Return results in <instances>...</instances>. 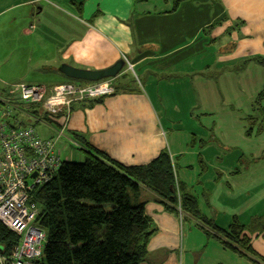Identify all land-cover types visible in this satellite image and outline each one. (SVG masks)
<instances>
[{
	"label": "crops",
	"instance_id": "1",
	"mask_svg": "<svg viewBox=\"0 0 264 264\" xmlns=\"http://www.w3.org/2000/svg\"><path fill=\"white\" fill-rule=\"evenodd\" d=\"M215 1L0 0V23L31 35L32 66L62 76L48 88L66 82L61 65L101 71L128 60L133 91L75 104L63 144L81 151L78 135L125 167L166 151L201 213L228 229L264 216V161L252 162L264 135L248 138L244 120L264 89V0ZM46 126L52 138L62 120ZM141 199L156 230L144 264H251L165 212L150 190ZM251 245L264 258V233Z\"/></svg>",
	"mask_w": 264,
	"mask_h": 264
},
{
	"label": "trees",
	"instance_id": "2",
	"mask_svg": "<svg viewBox=\"0 0 264 264\" xmlns=\"http://www.w3.org/2000/svg\"><path fill=\"white\" fill-rule=\"evenodd\" d=\"M256 62L264 67V58ZM73 82L87 83L66 78L65 83ZM134 83L128 74L116 78V94L132 92ZM251 103L253 115L244 119L246 136L257 138L264 135V89ZM31 116L42 115L33 107ZM73 139L84 152V161H64L55 177L33 193L41 209L36 224L47 236L40 264H144L156 230L145 213L142 188L153 192L168 214L184 224L193 221L209 241L240 260L264 264L251 245L254 236L264 233V216L253 218L249 225L234 220L228 229L219 228L201 213L191 190L177 181L166 151L149 165L125 167L90 149L78 135ZM17 242L18 237L0 223V250L9 256Z\"/></svg>",
	"mask_w": 264,
	"mask_h": 264
},
{
	"label": "built area",
	"instance_id": "3",
	"mask_svg": "<svg viewBox=\"0 0 264 264\" xmlns=\"http://www.w3.org/2000/svg\"><path fill=\"white\" fill-rule=\"evenodd\" d=\"M114 82H73L52 88L19 83L0 93V223L18 237L9 256L0 250V264H40L47 236L36 224L41 209L33 193L48 184L64 162L59 149L73 106L114 96ZM33 107L41 118L31 116ZM31 118L40 123L62 120V128L43 139L34 126L24 124Z\"/></svg>",
	"mask_w": 264,
	"mask_h": 264
},
{
	"label": "rangeland",
	"instance_id": "4",
	"mask_svg": "<svg viewBox=\"0 0 264 264\" xmlns=\"http://www.w3.org/2000/svg\"><path fill=\"white\" fill-rule=\"evenodd\" d=\"M211 2L213 5H217L215 0H211ZM17 28L20 27L16 25L15 28H12L11 25L0 23V93L9 86L19 83L48 86V84L55 83V81L51 80L53 76L62 78V76H57L58 73L56 75L51 74L47 67L31 65V35L25 34V31L22 33L21 30V34H17L19 33L15 32ZM26 29L30 31L29 25L26 26ZM127 74L129 77H133L137 83L139 82L135 71L130 69ZM23 122L26 125L34 126L41 138L52 135V131L49 129L51 125L47 127V123L44 120L40 123L31 118L24 119ZM63 143L60 145L59 152L64 161H84V154L81 151L66 142L65 144ZM262 161H264V153L257 162ZM243 168L246 169V165Z\"/></svg>",
	"mask_w": 264,
	"mask_h": 264
},
{
	"label": "water",
	"instance_id": "5",
	"mask_svg": "<svg viewBox=\"0 0 264 264\" xmlns=\"http://www.w3.org/2000/svg\"><path fill=\"white\" fill-rule=\"evenodd\" d=\"M125 67H126V62L123 59L118 61L114 66L101 71L78 69L64 64L60 66L59 72L63 76L71 80L94 83L106 79L118 78L119 76L122 75Z\"/></svg>",
	"mask_w": 264,
	"mask_h": 264
}]
</instances>
